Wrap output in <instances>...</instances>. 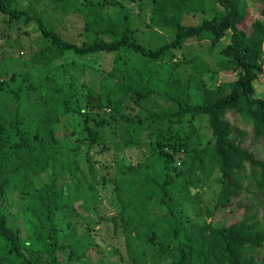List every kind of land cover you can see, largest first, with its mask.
I'll list each match as a JSON object with an SVG mask.
<instances>
[{
  "label": "trees",
  "instance_id": "1",
  "mask_svg": "<svg viewBox=\"0 0 264 264\" xmlns=\"http://www.w3.org/2000/svg\"><path fill=\"white\" fill-rule=\"evenodd\" d=\"M17 1L0 0L6 26L32 22L42 41L15 60L23 68L0 64V264H84L100 222L120 230L130 264H264V217L209 220L231 204L219 192L231 173L247 172L264 191V161L226 118L239 116L264 143V99L252 84L264 62V6L247 23L245 0H48L80 19L74 40ZM130 5L149 6L141 23L172 38L138 43ZM186 42H205L213 63L189 56ZM102 54L112 55L105 71ZM214 72L233 79L209 87ZM141 145V159L119 156ZM210 182L209 205L201 192Z\"/></svg>",
  "mask_w": 264,
  "mask_h": 264
},
{
  "label": "rangeland",
  "instance_id": "2",
  "mask_svg": "<svg viewBox=\"0 0 264 264\" xmlns=\"http://www.w3.org/2000/svg\"><path fill=\"white\" fill-rule=\"evenodd\" d=\"M245 1L247 4L248 23L249 21L259 17L258 12L259 9L264 6V0ZM17 5L29 10L30 12L38 13L47 25H56L63 36L68 35L74 40L77 39V31L80 29L81 22L75 15L67 14L64 17L62 13L53 9L48 0H19L17 1ZM130 7L133 8L135 17L139 16L138 18L140 20V22H136L139 25L138 29H136L134 33V38L138 43L154 48L164 42H168L172 38V31L144 26V24L141 23L148 22L149 6L146 5L141 8H137L134 5H130ZM213 9L208 8L205 12V16L208 17L212 15V12H214ZM3 18L4 17L0 15V64L3 63V68L9 73L12 69L23 68L22 65H20L21 63H16L15 60L18 59V61L21 62L22 60H20V56H23L29 47L33 48L39 45L42 39L38 36V32L32 22H29L26 25L18 24V27H16L15 24H12L8 27L5 24V18ZM199 20L200 19L198 18L186 16L183 18L182 23L193 24L197 23ZM131 25L133 26L134 24L131 23ZM227 36L228 32H226L216 47L223 46L228 41ZM205 47V42H186L183 49L189 56L191 54L198 53L203 56L209 64H212L213 55L206 54ZM70 58L76 64L82 61V59L75 56H66L64 61L67 62ZM96 59L100 60L99 68L102 71H105L110 66L112 55L102 54L97 56ZM69 72L75 80L79 78L78 68H70ZM232 79L233 74L231 72H214L210 77H208L206 83L209 87H213L220 83L231 81ZM252 84L254 86L255 96L264 99V62L261 72ZM226 118L231 122V124L243 129L246 132L245 137L241 141V147L251 151L257 159L264 161V143L259 138H252L250 125L245 124L239 116L232 113H227ZM60 128L64 129L65 127L63 128L62 126ZM97 149L98 148L94 147L91 150L93 159L100 158V155L95 153ZM145 152V147L141 145L138 149H125L121 151L119 156H121L124 161L133 162L137 159H141ZM217 190L218 186L216 184L211 182L208 183L201 192L202 201L210 205L212 193ZM219 192L222 195L220 202H224L225 198L228 197L231 204H228L224 206V209L217 211L214 217L209 219L210 221L225 224L229 219H240L244 215H250L252 213H255L258 219L264 217V191L261 192L254 185V182L247 177V172L241 174L235 172L231 173L230 176L226 178L225 184ZM100 195L103 197L104 193L101 191ZM228 209H232V212L230 213ZM111 211L112 210L110 208H107L105 210V214L109 215ZM83 231L84 225L78 224L75 228L76 237L80 236ZM88 236V241L91 243L92 248L87 250L86 254L89 255V259L85 258L84 264H130L126 258L125 245L119 229L113 231L110 224L100 222L92 226ZM256 257L264 259V247L259 250Z\"/></svg>",
  "mask_w": 264,
  "mask_h": 264
}]
</instances>
